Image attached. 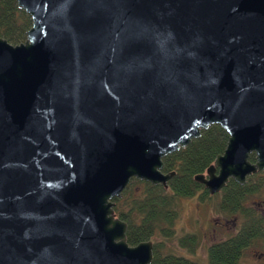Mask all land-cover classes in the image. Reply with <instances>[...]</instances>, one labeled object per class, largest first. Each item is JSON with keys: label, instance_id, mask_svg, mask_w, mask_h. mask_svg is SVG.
<instances>
[{"label": "water", "instance_id": "1", "mask_svg": "<svg viewBox=\"0 0 264 264\" xmlns=\"http://www.w3.org/2000/svg\"><path fill=\"white\" fill-rule=\"evenodd\" d=\"M15 2L32 25L0 38V264H151L113 200L167 189L163 158L212 125L209 195L264 171V0Z\"/></svg>", "mask_w": 264, "mask_h": 264}, {"label": "trees", "instance_id": "2", "mask_svg": "<svg viewBox=\"0 0 264 264\" xmlns=\"http://www.w3.org/2000/svg\"><path fill=\"white\" fill-rule=\"evenodd\" d=\"M31 25L15 0H0V38L12 45L23 43ZM227 140L222 128L210 126L187 147L163 158V172H175L167 189L132 179L122 196L113 200L116 217L127 224L128 245L152 242L151 264H200L192 259L200 243L197 233L177 232L175 227L181 204L188 199L196 202L199 211L235 225L236 233L206 248L204 264H239L252 246L264 253V171L248 177L244 185L230 181L213 196L201 192L194 181L223 153ZM250 160L254 162L253 155Z\"/></svg>", "mask_w": 264, "mask_h": 264}, {"label": "rangeland", "instance_id": "3", "mask_svg": "<svg viewBox=\"0 0 264 264\" xmlns=\"http://www.w3.org/2000/svg\"><path fill=\"white\" fill-rule=\"evenodd\" d=\"M181 207L182 209L177 220V226L180 228V231L197 233L199 239L204 242L203 248L198 247L197 254L192 258L200 264H204L206 262V248L213 241L224 238L229 232L226 228L232 227V225L228 224L227 227L218 230L215 225V222L218 221L217 215L213 213L206 214L204 211H199L200 209H198V205L194 200H184ZM197 215L201 217V222H196ZM239 264H264V253L258 247L252 246V248L247 250L241 257Z\"/></svg>", "mask_w": 264, "mask_h": 264}, {"label": "flooded vegetation", "instance_id": "4", "mask_svg": "<svg viewBox=\"0 0 264 264\" xmlns=\"http://www.w3.org/2000/svg\"><path fill=\"white\" fill-rule=\"evenodd\" d=\"M262 172H263V171H262ZM247 178H248V177H247ZM247 178H246V179H247ZM230 181H233L234 183H236L234 180L229 179V181H228V183L225 185V187L229 184ZM245 183H246V182H245ZM197 184H198V183H197ZM236 184H238V183H236ZM198 185H199V187H200L201 192L207 191V190L204 188V186H202V185H200V184H198ZM238 185H240V184H238ZM225 187H224V188H225ZM224 188H223V189H224ZM223 189H222V190H223ZM222 190H221V191H222ZM207 192H208V191H207ZM210 196H211V195H210ZM196 222H201V217H199L198 215H197V218H196ZM228 224H231L232 227H227ZM215 225H216V227L218 228V230L227 227L226 230L229 231L228 233H236L235 225H234V223H230V221L220 220V219L218 218V221L215 222ZM175 227H176V231H177V232L180 231V228L177 226V221H176V225H175ZM198 239H199V236H198ZM223 240H224V238H220V239H218V240H216V241H213L210 245H212L213 243H216V242H221V241H223ZM203 245H204V242L200 239L199 247L203 248ZM210 245H209V246H210ZM209 246H208V247H209ZM196 253H197V252H196Z\"/></svg>", "mask_w": 264, "mask_h": 264}, {"label": "bare ground", "instance_id": "5", "mask_svg": "<svg viewBox=\"0 0 264 264\" xmlns=\"http://www.w3.org/2000/svg\"><path fill=\"white\" fill-rule=\"evenodd\" d=\"M165 158V157H164ZM127 231V230H126Z\"/></svg>", "mask_w": 264, "mask_h": 264}]
</instances>
